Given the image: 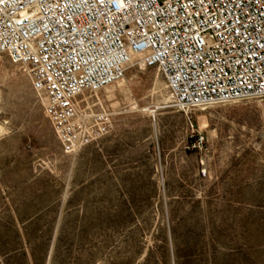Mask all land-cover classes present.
<instances>
[{
  "label": "rangeland",
  "instance_id": "1",
  "mask_svg": "<svg viewBox=\"0 0 264 264\" xmlns=\"http://www.w3.org/2000/svg\"><path fill=\"white\" fill-rule=\"evenodd\" d=\"M169 97L155 68H129L82 98L112 132L68 155L0 54V264H264V102Z\"/></svg>",
  "mask_w": 264,
  "mask_h": 264
},
{
  "label": "built area",
  "instance_id": "2",
  "mask_svg": "<svg viewBox=\"0 0 264 264\" xmlns=\"http://www.w3.org/2000/svg\"><path fill=\"white\" fill-rule=\"evenodd\" d=\"M0 54L75 155L114 127L82 98L133 66L157 70L177 112L264 102V0H0Z\"/></svg>",
  "mask_w": 264,
  "mask_h": 264
},
{
  "label": "bare ground",
  "instance_id": "3",
  "mask_svg": "<svg viewBox=\"0 0 264 264\" xmlns=\"http://www.w3.org/2000/svg\"><path fill=\"white\" fill-rule=\"evenodd\" d=\"M136 60H134V63H135ZM169 100L165 101V102H168ZM134 105H137V103H135ZM138 106V105H137ZM156 109H159L157 107L155 108H148V109H142L143 112H148V113H151L152 115H155L157 113V110Z\"/></svg>",
  "mask_w": 264,
  "mask_h": 264
},
{
  "label": "crops",
  "instance_id": "4",
  "mask_svg": "<svg viewBox=\"0 0 264 264\" xmlns=\"http://www.w3.org/2000/svg\"><path fill=\"white\" fill-rule=\"evenodd\" d=\"M144 145L146 144V143H143Z\"/></svg>",
  "mask_w": 264,
  "mask_h": 264
}]
</instances>
